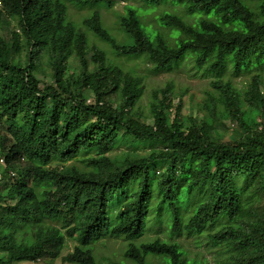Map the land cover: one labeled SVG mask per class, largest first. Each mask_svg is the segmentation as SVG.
Listing matches in <instances>:
<instances>
[{
    "label": "trees",
    "instance_id": "trees-1",
    "mask_svg": "<svg viewBox=\"0 0 264 264\" xmlns=\"http://www.w3.org/2000/svg\"><path fill=\"white\" fill-rule=\"evenodd\" d=\"M78 1L92 9L82 20L85 30L69 18L67 0H0V264H54L59 257L100 264L92 245L107 236L130 240L125 255L136 264H151L149 257L206 264L189 258L175 239L205 232L218 264H264V131L248 124L240 92L220 78L229 69L235 76L255 71L245 99L264 106V0H143L152 10L181 5L197 16L193 22L168 10L159 16L173 41L158 28L150 35L143 7L129 4L119 16L128 36L121 43L101 12L117 0ZM6 12L19 18L25 61L17 56L21 34L12 31L11 43L1 34ZM87 32L118 56L147 57L154 72L194 55L196 66L218 79L222 115L233 117L245 136L213 139L212 110L205 121H185L183 98L176 102L171 85L154 91L153 123L141 122L135 108L142 78L108 62L103 50L88 58ZM45 54L53 80L42 84ZM74 55L82 63L76 76L68 74ZM147 142L164 147L122 162L109 155L120 145ZM88 154L85 167L66 165ZM152 214L156 224L167 225L169 239L134 242ZM19 232L30 237L18 241ZM76 234L79 244L63 256L67 237Z\"/></svg>",
    "mask_w": 264,
    "mask_h": 264
},
{
    "label": "rangeland",
    "instance_id": "rangeland-1",
    "mask_svg": "<svg viewBox=\"0 0 264 264\" xmlns=\"http://www.w3.org/2000/svg\"><path fill=\"white\" fill-rule=\"evenodd\" d=\"M253 5H256V0H250ZM69 5V18L78 24V27L85 30L82 24V20L92 13V9L89 7H81L78 0H67ZM134 5L141 8L139 11L142 24L144 29L150 34L154 35L158 28L167 38L171 41L173 39L170 35L169 29H164L159 26L158 18L163 14L164 11L176 12L183 15L184 19L187 21H195L197 16H189L186 14L184 8L179 5L176 7L169 5H160L155 9L147 8L148 6L143 0H117L114 7H102L101 12L103 16V21L105 26L110 30V32L116 37L119 43L128 39L127 34L122 30L119 23L120 14L124 13L125 6ZM19 18L10 15L8 12L5 13L3 23H2V36L11 43V33L17 30L21 34V40L23 42V49L20 55H17L25 61L27 58L26 49V38L19 30ZM155 27V28H154ZM88 33L89 39V53L88 58L94 55L95 49H100L106 52L108 56V62L117 64L121 66L125 71L134 73L135 75L142 78V84L144 85V94L140 101L138 102L135 111L137 112V117L141 122L153 123L154 116L151 111V102L154 99V91L172 86L173 96L176 98V102L179 97L182 96L184 102V119L185 121H190L194 118L197 122H202L207 120L214 111L215 126L211 131L213 139L219 141H229L233 139H240L245 136V130L241 125L233 120V117L223 116L224 106L220 103L219 90L214 86L213 82L218 80L215 75L206 74L203 69H199L195 63V56L189 55L184 61L179 65H175L170 70H165L161 72L153 71V64L148 60L147 57L141 56L137 58H126L124 56H118L114 53L111 45L91 32ZM47 55L45 54L42 58L43 70L40 72L39 77L44 82H51V69L48 64ZM95 65L91 62L90 69H93ZM82 71L81 60L76 56H72L69 60L68 74L79 75ZM255 73L248 72L239 76H235L232 70L229 69L227 72L220 77L225 83L231 81L233 87L236 88L241 94L242 109L247 111L248 119L247 122L251 126L258 125L259 129L264 131V106H256L253 104H248L245 99V93L250 87L252 81V76ZM261 90L264 93V70L262 71V81ZM89 97L92 99V93H88ZM212 97L214 98L212 102ZM207 103L211 106H207ZM212 110V111H211ZM171 115L170 112L168 113ZM212 114V115H213ZM189 119V120H188ZM163 144H146L140 145L138 147L130 148L127 145H120L114 148L110 153V157L117 160V162H122L124 156L138 157L148 155L154 149L163 148ZM88 155H81L78 158L69 161L66 165H76L79 167H85L83 160L89 157ZM4 157L0 158V163L2 164ZM16 167H19L16 164ZM3 168L0 166V172ZM2 176V174H1ZM167 225H160L155 223L153 214L150 216L149 223L145 229V233L140 238L136 239L134 242H148L153 241L156 237L160 236L162 238H168V231L166 230ZM18 241L26 240L29 238L27 232H19L17 234ZM169 239V238H168ZM175 239L179 241L185 250L187 251L189 258H196L198 260H206V264H218V259L216 258V252L214 248L208 245L207 233L201 235H181L175 236ZM201 241V245L197 243V240ZM79 244V237L74 235L73 237H67L66 245L63 250V256L72 252L74 247ZM130 240H126L123 237H105L96 241L92 245L94 254L100 264H136L134 261L126 257L125 251L129 247ZM151 264H162L163 261L157 257H149ZM54 264H71L67 262H62L61 257L52 261ZM27 264V263H20Z\"/></svg>",
    "mask_w": 264,
    "mask_h": 264
},
{
    "label": "clouds",
    "instance_id": "clouds-1",
    "mask_svg": "<svg viewBox=\"0 0 264 264\" xmlns=\"http://www.w3.org/2000/svg\"><path fill=\"white\" fill-rule=\"evenodd\" d=\"M0 5H1V4H0ZM2 157H4V156L2 155L0 158H2ZM4 160H5V158H4L3 161H2L3 163H2V164L0 163V166H2L3 170H4ZM15 167H16V165H15ZM3 170H2V171H3Z\"/></svg>",
    "mask_w": 264,
    "mask_h": 264
}]
</instances>
